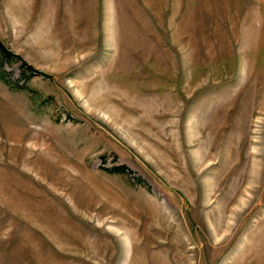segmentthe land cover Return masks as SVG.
<instances>
[{"label": "rangeland", "instance_id": "374dc122", "mask_svg": "<svg viewBox=\"0 0 264 264\" xmlns=\"http://www.w3.org/2000/svg\"><path fill=\"white\" fill-rule=\"evenodd\" d=\"M0 40V264H264V0H0Z\"/></svg>", "mask_w": 264, "mask_h": 264}, {"label": "trees", "instance_id": "16d2710c", "mask_svg": "<svg viewBox=\"0 0 264 264\" xmlns=\"http://www.w3.org/2000/svg\"><path fill=\"white\" fill-rule=\"evenodd\" d=\"M0 53L6 56L12 55L11 51H9L6 48V46L3 44L1 40H0ZM29 68H32V67H29ZM111 170L115 172L125 173L127 171V167L124 165H118V166L113 167Z\"/></svg>", "mask_w": 264, "mask_h": 264}]
</instances>
